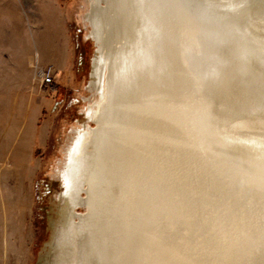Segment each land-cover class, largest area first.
I'll use <instances>...</instances> for the list:
<instances>
[{
    "label": "bare ground",
    "instance_id": "bare-ground-1",
    "mask_svg": "<svg viewBox=\"0 0 264 264\" xmlns=\"http://www.w3.org/2000/svg\"><path fill=\"white\" fill-rule=\"evenodd\" d=\"M87 2L92 95L36 264H264V136L241 130L264 0Z\"/></svg>",
    "mask_w": 264,
    "mask_h": 264
},
{
    "label": "rangeland",
    "instance_id": "rangeland-1",
    "mask_svg": "<svg viewBox=\"0 0 264 264\" xmlns=\"http://www.w3.org/2000/svg\"><path fill=\"white\" fill-rule=\"evenodd\" d=\"M57 3L0 0V264H36L49 237L59 168L92 95L88 2ZM36 59L56 62L52 85L35 77Z\"/></svg>",
    "mask_w": 264,
    "mask_h": 264
},
{
    "label": "water",
    "instance_id": "water-1",
    "mask_svg": "<svg viewBox=\"0 0 264 264\" xmlns=\"http://www.w3.org/2000/svg\"><path fill=\"white\" fill-rule=\"evenodd\" d=\"M227 1H229V0H205V3H203V4H204V8H206L205 10L208 11L209 10L208 8L212 7L213 4H217L218 6L223 5V4L226 5ZM210 14H213L214 16L217 17L220 13L216 10L214 12V10H213V12ZM260 21H261L260 23L258 22L259 27L260 26L263 27L264 26V18L260 19ZM259 33L262 35V37H264V29H263V31H260ZM95 45H96V43H95ZM91 68H92V63H91ZM90 75H91V72L89 74V77H90ZM242 119H243V121L244 120L248 121V122L246 121L247 123L245 122L244 123L245 125L241 127V130L243 129L242 131H244L246 133L257 134L259 136H262V135L264 136V123L261 122V121H264V116H262V115L261 116H250V117L241 118V120Z\"/></svg>",
    "mask_w": 264,
    "mask_h": 264
},
{
    "label": "built area",
    "instance_id": "built-area-1",
    "mask_svg": "<svg viewBox=\"0 0 264 264\" xmlns=\"http://www.w3.org/2000/svg\"><path fill=\"white\" fill-rule=\"evenodd\" d=\"M36 68L35 77L41 81L43 85H52L55 79V68L52 64L43 66L40 65L39 61L36 59L34 64Z\"/></svg>",
    "mask_w": 264,
    "mask_h": 264
},
{
    "label": "crops",
    "instance_id": "crops-1",
    "mask_svg": "<svg viewBox=\"0 0 264 264\" xmlns=\"http://www.w3.org/2000/svg\"><path fill=\"white\" fill-rule=\"evenodd\" d=\"M56 4H57V6H58V3H57V0H53ZM59 7V6H58ZM59 12H60V10H59ZM61 13V12H60ZM61 15H62V13H61ZM62 18H63V15H62ZM63 20H64V18H63ZM65 29V28H64ZM65 31V30H64ZM66 33L64 34V39L66 40ZM66 46V45H65ZM66 48V47H65ZM65 48H64V50H65ZM65 52V51H64ZM63 52V54L65 55L66 53H64ZM62 54V55H63ZM56 55H59V53H56ZM32 56V55H31ZM29 57L28 59H29V61H28V63L30 64V63H32L33 64V57ZM64 57V56H63ZM63 57H62V59H61V61L60 62H62V60H63ZM56 63V62H53V61H50V62H48L47 64L49 65V64H52V63ZM40 63V62H39Z\"/></svg>",
    "mask_w": 264,
    "mask_h": 264
}]
</instances>
